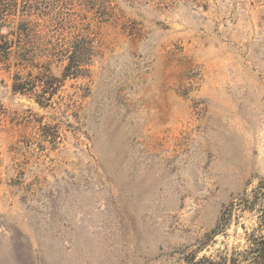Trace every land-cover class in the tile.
<instances>
[{
	"label": "rangeland",
	"instance_id": "rangeland-1",
	"mask_svg": "<svg viewBox=\"0 0 264 264\" xmlns=\"http://www.w3.org/2000/svg\"><path fill=\"white\" fill-rule=\"evenodd\" d=\"M25 1L0 15V264L245 249L264 210V0Z\"/></svg>",
	"mask_w": 264,
	"mask_h": 264
},
{
	"label": "trees",
	"instance_id": "trees-1",
	"mask_svg": "<svg viewBox=\"0 0 264 264\" xmlns=\"http://www.w3.org/2000/svg\"><path fill=\"white\" fill-rule=\"evenodd\" d=\"M15 3L10 2V0H0V15L5 11H12ZM28 0L24 3V8L29 7ZM9 44L8 42L3 45L0 44V58L8 57ZM80 71L78 68L72 71ZM29 84L25 81H20L16 84V88L25 91L27 90ZM226 221V220H224ZM226 222L221 224V228ZM193 264H264V210L260 215V222L255 233L251 234L248 239V246L243 250H235L231 257L220 258L219 262H213L208 258H203L202 260L193 262Z\"/></svg>",
	"mask_w": 264,
	"mask_h": 264
}]
</instances>
